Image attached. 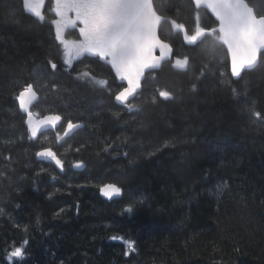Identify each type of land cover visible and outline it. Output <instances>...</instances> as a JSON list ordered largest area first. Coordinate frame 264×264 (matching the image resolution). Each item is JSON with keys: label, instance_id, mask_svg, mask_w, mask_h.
<instances>
[{"label": "trees", "instance_id": "16d2710c", "mask_svg": "<svg viewBox=\"0 0 264 264\" xmlns=\"http://www.w3.org/2000/svg\"><path fill=\"white\" fill-rule=\"evenodd\" d=\"M248 1L264 13V0ZM154 3L172 20L161 38L189 65L149 73L129 111L107 64L86 56L72 66L51 24L52 0L44 23L23 0H0V264H264V120L249 111L264 114V60L234 80L215 33L188 45L173 29V21L197 26L192 0ZM28 84L40 94L35 114L84 127L32 140L16 99ZM46 149L63 172L36 155ZM109 184L120 199L102 196ZM114 235L134 240L135 251L125 255ZM15 247L22 259L11 257Z\"/></svg>", "mask_w": 264, "mask_h": 264}, {"label": "snow or ice", "instance_id": "6c2138e0", "mask_svg": "<svg viewBox=\"0 0 264 264\" xmlns=\"http://www.w3.org/2000/svg\"><path fill=\"white\" fill-rule=\"evenodd\" d=\"M26 7L29 6V0H23ZM43 4V0H40ZM197 7L202 4L209 8L219 21L218 28H205L197 26L195 34L185 33V39L190 44H195L198 38L213 33L218 34V39L227 46L231 55V73L232 76L241 78L246 70H253L258 61L264 60V13L259 17L254 13L253 8L249 7L245 0H194ZM31 11L40 19L43 14L37 11L35 7ZM55 12L59 19L53 21L56 25L57 39L61 41L65 49H69V43L63 39L62 31L67 27H79V34L82 39L78 42H72V48L77 57L83 54H91L102 59L109 60L117 75L122 80H127L128 87L123 88L115 99L125 105L129 111L135 107L130 102V97H134L136 90L140 87V77L147 68H158L159 60L163 58V49L168 45L163 44L157 36V27L162 17L157 13L153 0H55ZM74 13V18L70 16ZM198 19V17H197ZM175 27L183 29L182 24H175ZM161 48V57H155L153 52L156 48ZM169 52L171 49H168ZM187 59L177 60L176 64L184 67ZM51 64L53 71L57 65ZM83 75L87 76L88 73ZM98 83L103 86L107 83L100 80ZM195 88V85H193ZM234 94H238L233 89ZM36 93L33 86L28 84L20 91L16 99L19 100L20 108L28 112L29 130L32 138H35L38 128L32 125V113L28 111V105L35 98ZM159 97L164 100L172 98L169 91H159ZM156 102V97L152 98ZM249 111L256 120H264V114L250 108ZM61 120L59 115L47 117L41 123L51 124L55 127ZM79 125L71 121L67 123V131L71 132ZM38 157H47L55 160L56 164L63 169L62 162L57 159L56 154L50 149L37 152ZM78 163L76 167H80ZM223 187H227L226 182ZM217 191L221 190V185H217ZM101 192L109 199L113 195H119L120 189L115 185H105ZM63 211V210H61ZM131 211V208L127 209ZM3 209H0V213ZM112 240H121L127 248L125 255L135 251V241L124 236H112ZM27 244V241L24 242ZM11 257L22 259L25 255V249L15 247L10 253Z\"/></svg>", "mask_w": 264, "mask_h": 264}, {"label": "water", "instance_id": "95a60500", "mask_svg": "<svg viewBox=\"0 0 264 264\" xmlns=\"http://www.w3.org/2000/svg\"><path fill=\"white\" fill-rule=\"evenodd\" d=\"M47 2H48V0H43V4H41V3H40V0H29V6H28V7H26V6L24 5V3H23L24 10H25V12H26L27 14H29L30 16H32L33 18H35V19L38 20L39 22L44 23V22H45V10H46V6H47ZM52 2H53L52 14H53L54 17H55V19H54L53 21H55V20L59 19V17H57L56 12H55V0H52ZM201 6L204 7L205 9H207V10L213 15V17L216 19L215 15L212 13V11H211L209 8H207V7H206L205 5H203V4H202ZM32 7H35L37 11H40V12L43 14V17H44V18H43V19H40L39 17H37V16L31 11V8H32ZM69 15L72 16L73 18H74V16H75L74 13H70ZM165 20H166V19H165L164 17H162L161 22H160V24H159L158 27H157V36H158V38H159V31H160V28H161V26H162V24H163V22H164ZM218 22H219V21H218ZM52 26H53V28H54V33H55V36H56V39H57L56 25H55V23L52 22ZM80 26H81V25H77V27H75V28H73V27H67V28L63 29V31H62V37H63V39L66 40V35L68 34L69 31H77L78 34H79V27H80ZM79 36H80V34H79ZM81 39H82V37H80V40H81ZM57 41H58L59 44H62L61 41H60L59 39H57ZM220 42H221V41H220ZM221 43H222V42H221ZM225 46H226V45H225ZM226 49H227V46H226ZM227 50H228V49H227ZM73 52H74V57L76 58L77 56L75 55V51H74V49H73ZM159 52H160V57H161V52H162L161 48H159ZM228 53H229V52H228ZM229 55H230V53H229ZM86 56H87V57H90V58H98L102 63L107 64V65L111 68L112 72L114 73V75H115V77L118 79V81H119L120 83L126 85V87H128L127 80H122V79L120 78V76L117 75L116 70L112 67V64H111V62H110L109 60H105V59H102V58H100V57H98V56H94V55H91V54H83V55L79 56L78 58H81V59H82V58H84V57H86ZM172 56H173L172 51L169 52L168 48L163 49V58L159 60V65L161 66V64H162L163 62L169 60L170 58H172ZM230 58H231V55H230ZM258 62H259V61H258ZM187 63H188V62H187ZM186 65H187V64H186ZM160 66H159L158 68H147V69L144 70L143 75L140 77V87L136 90V94H135V96L129 98L130 101L133 100V99H134V98L140 93L141 88H142L141 85H142V82H143L144 79H145V75H146L148 72L159 70V69H160ZM33 90H34V88H33ZM34 92L36 93L35 90H34ZM37 99H38V94L36 93L35 98H34V99L31 101V103L27 106V107H28V111H30L31 106H32V103H33L35 100H37ZM116 101H117V100H116ZM117 103H119L120 105H123V104H121L119 101H117ZM24 112L27 114V121H28V112H26V111H24ZM50 116H55V115H50ZM50 116H46V117H44V118H42V119H37V118L32 114V125H33L34 127H36V128L39 129V131L37 132L36 137L33 138L34 140H36V139L38 138L39 134H41L42 132L47 131V130H50V129H53V130H54L57 126L61 125V123H62V121H63L62 118H61V120L56 124L55 127H52L51 124L41 123L42 121H45L47 117H50ZM27 124H28V122H27ZM76 125H79V127L74 128L71 132H68L69 135L75 133V131H77L78 129H80L81 127L84 126V124H76ZM28 126H29V124H28ZM30 132H31V131H30ZM31 134H32V133H31ZM40 158H41L42 160H47V161H50L51 163L55 164V165L57 166V168L60 170V172H63V171H64V163H62V164H63V169L61 170V168L56 164L55 160H52L51 158H47V157H40ZM57 159H59V158L57 157ZM59 160H60V159H59ZM60 161H61V160H60ZM61 162H62V161H61ZM121 194H122V190H120L119 195H113L112 197L121 196ZM105 197H107V196H105ZM107 198H108V197H107Z\"/></svg>", "mask_w": 264, "mask_h": 264}, {"label": "bare ground", "instance_id": "6f19581e", "mask_svg": "<svg viewBox=\"0 0 264 264\" xmlns=\"http://www.w3.org/2000/svg\"><path fill=\"white\" fill-rule=\"evenodd\" d=\"M258 65H259V62L257 63V66H258ZM257 66H256V67H257ZM256 67H255V68H256ZM255 68H254V69H255ZM246 71H251V70H246ZM41 116H42V115H41ZM39 158H40V157H39ZM40 159H41V158H40ZM41 160H42V159H41ZM111 185H112V184H111ZM115 186H116V185H115ZM116 187H118V186H116ZM118 188H119V187H118ZM119 189H120V188H119ZM101 194H102V192H101ZM122 195H123V192H122L121 196L112 197L111 199H120V198L122 197ZM102 196L105 197V195H103V194H102ZM105 198H107V197H105ZM107 199H109V198H107Z\"/></svg>", "mask_w": 264, "mask_h": 264}, {"label": "rangeland", "instance_id": "374dc122", "mask_svg": "<svg viewBox=\"0 0 264 264\" xmlns=\"http://www.w3.org/2000/svg\"><path fill=\"white\" fill-rule=\"evenodd\" d=\"M54 19H55V17H54ZM54 19H53V20H54ZM69 32H72V31H69Z\"/></svg>", "mask_w": 264, "mask_h": 264}]
</instances>
